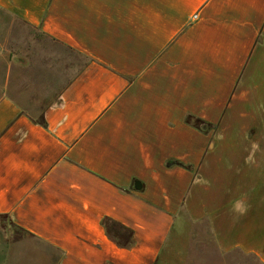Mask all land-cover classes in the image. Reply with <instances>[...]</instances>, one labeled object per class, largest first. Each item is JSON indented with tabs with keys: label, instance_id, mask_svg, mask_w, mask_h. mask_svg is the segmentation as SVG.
I'll use <instances>...</instances> for the list:
<instances>
[{
	"label": "crops",
	"instance_id": "0c3cea01",
	"mask_svg": "<svg viewBox=\"0 0 264 264\" xmlns=\"http://www.w3.org/2000/svg\"><path fill=\"white\" fill-rule=\"evenodd\" d=\"M0 12L68 71L39 117L0 98V215L51 264H164L203 225L208 264H264V0Z\"/></svg>",
	"mask_w": 264,
	"mask_h": 264
},
{
	"label": "rangeland",
	"instance_id": "374dc122",
	"mask_svg": "<svg viewBox=\"0 0 264 264\" xmlns=\"http://www.w3.org/2000/svg\"><path fill=\"white\" fill-rule=\"evenodd\" d=\"M38 41L43 43L40 47L35 45ZM46 44L41 34L0 12V98H12L22 110L34 117H39L41 109L55 100L54 80L64 79L68 72L61 68L62 64L58 68L53 57H48L43 51ZM68 57L70 64L78 60L73 54ZM52 61L54 64L50 63ZM190 232L194 231L176 240L178 245L169 252L168 261L164 264H208L207 250L210 247L205 226L196 229L192 239ZM176 249L183 250V255L180 251L176 253ZM49 255L52 254L47 247L30 241L4 215H0V264H21L22 258L28 264L31 256L37 259V264H51L47 258ZM7 258L8 262H5Z\"/></svg>",
	"mask_w": 264,
	"mask_h": 264
},
{
	"label": "clouds",
	"instance_id": "9594fccd",
	"mask_svg": "<svg viewBox=\"0 0 264 264\" xmlns=\"http://www.w3.org/2000/svg\"><path fill=\"white\" fill-rule=\"evenodd\" d=\"M257 145H253V148L255 149ZM248 206L243 199H237L232 203L230 211L237 213L239 215H243L247 212Z\"/></svg>",
	"mask_w": 264,
	"mask_h": 264
},
{
	"label": "trees",
	"instance_id": "16d2710c",
	"mask_svg": "<svg viewBox=\"0 0 264 264\" xmlns=\"http://www.w3.org/2000/svg\"><path fill=\"white\" fill-rule=\"evenodd\" d=\"M104 224H105V226L107 227L109 224H116V223H114V222H110V221H105L104 222ZM117 225V224H116ZM108 231L110 232V230L108 229Z\"/></svg>",
	"mask_w": 264,
	"mask_h": 264
}]
</instances>
